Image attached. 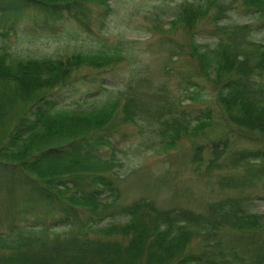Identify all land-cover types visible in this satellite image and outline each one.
Here are the masks:
<instances>
[{"label": "trees", "instance_id": "16d2710c", "mask_svg": "<svg viewBox=\"0 0 264 264\" xmlns=\"http://www.w3.org/2000/svg\"><path fill=\"white\" fill-rule=\"evenodd\" d=\"M241 3L258 23H217V47L197 51L203 72H214L211 81L218 102L239 129L208 142L207 167L222 160L229 166L257 160L264 165V41L253 36L264 33V0ZM100 5L110 12L109 0H0V23L9 16L55 24L69 17L86 18ZM216 8V17L226 14L221 4ZM183 10L180 19L187 27L204 17L199 6ZM97 54L73 52L58 60L23 62L0 43V185L26 191L54 209L47 210L48 219L0 228V264H219L218 258L224 264H264V214L252 212L240 195L229 193L209 202L205 213L178 204L158 208L146 195L118 205L121 188L115 174H86L95 162L116 159L117 144L123 141L119 132L143 110L137 97H127L121 105L116 100L92 114L58 113L67 109L63 103L74 91L89 83L83 67L100 70L117 60H101ZM163 104L155 112L169 144L177 145L183 136L197 135L214 123L210 105H182L173 113L170 104ZM238 134L260 145L234 147ZM194 146L193 160L202 168L204 145ZM220 181L232 189L245 188L240 177ZM100 205L106 211L111 207L107 214L129 220L97 227L95 217L100 221L107 216L97 214Z\"/></svg>", "mask_w": 264, "mask_h": 264}, {"label": "rangeland", "instance_id": "374dc122", "mask_svg": "<svg viewBox=\"0 0 264 264\" xmlns=\"http://www.w3.org/2000/svg\"><path fill=\"white\" fill-rule=\"evenodd\" d=\"M109 3L112 5L110 12L105 11L104 5L93 6L86 18L69 17L55 24L9 16L0 23V43L23 62L58 60L73 52L98 53L96 56L101 60L117 58L112 65L100 70L83 67L81 72L87 73L89 83L86 88L74 91L63 103L67 109L58 112L92 114L116 100L121 105L127 97H137L143 107L136 121L127 123L119 132L123 133V141L117 144L119 154H115L116 159L109 158L112 163L103 165L97 161L96 167L89 168L86 174H115V183L121 188L118 205L131 204L132 200L146 195L157 202L158 208L178 204L205 213L209 202L230 193L245 198V205L252 212L264 214V171H261L264 165L260 160L252 165L248 161L235 166L222 160L221 164L217 162L207 167L208 142L213 138L220 140L238 127L228 120L216 98L211 81L213 70L209 68V75L205 74L197 58V51L217 47L218 38L213 35L217 23L256 24L258 20L245 12L241 0H109ZM219 4L227 11L216 17ZM186 6L202 8V20L199 17L193 26H185L180 17ZM253 36L260 39L259 42L264 41L263 32L253 33ZM101 80L102 87H99ZM188 81L191 84H187ZM97 89L101 91L94 93ZM163 102L170 104L173 113L182 105L188 108L210 105L214 123L211 127L204 126L197 135L183 136L177 145L169 144L159 131L162 119L155 112L164 105ZM198 143L204 145L200 150L206 161L202 168L193 160L194 145ZM257 145L260 144L239 139V134L233 137V146L239 149ZM225 176L243 178L245 188L232 189L222 185L220 180ZM104 200L109 203L112 200L110 194L106 193ZM47 210L54 212L53 207L31 198L26 191H9L0 185V228L11 223H32L38 217L48 219ZM111 210L109 207L106 211L100 205L97 214H110ZM109 214L100 221L95 217V225L106 226L110 221L120 225L129 220L124 215ZM217 261L224 264L220 258Z\"/></svg>", "mask_w": 264, "mask_h": 264}]
</instances>
